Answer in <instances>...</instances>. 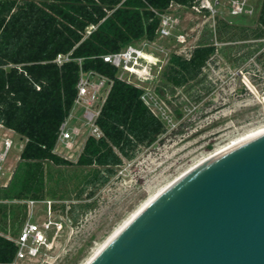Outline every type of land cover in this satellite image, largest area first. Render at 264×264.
<instances>
[{"label": "rangeland", "instance_id": "374dc122", "mask_svg": "<svg viewBox=\"0 0 264 264\" xmlns=\"http://www.w3.org/2000/svg\"><path fill=\"white\" fill-rule=\"evenodd\" d=\"M238 2L243 10L234 14ZM207 8H201V4ZM262 0H199V9L173 6L161 16L160 29L153 41L134 42L155 57L143 70L140 59L134 76L119 70V76L144 89V98L164 122L166 131L150 146L141 147L136 157L117 167V172L102 187L80 195L82 180L90 168H50L47 195L33 204L27 200L0 199L8 205L7 218L0 220V234L16 239L27 221L51 225L47 237L50 248L39 256L18 264H83L125 218L151 194L201 158L233 139L264 126V36L258 33V14ZM165 32V34L163 33ZM213 44L215 53L202 71L181 87L171 85L164 72L172 55L189 57L194 47ZM142 78H150L141 82ZM140 79V80H139ZM108 91L102 92L98 107ZM80 108L71 111L67 129L79 127L69 148L56 146L61 156L75 162L91 129L82 121ZM14 146L7 166L14 170L24 140L11 133ZM247 136V135H246ZM220 145V146H219ZM1 188V187H0ZM141 203V204H140ZM26 204V217L16 219ZM82 262V263H81Z\"/></svg>", "mask_w": 264, "mask_h": 264}, {"label": "trees", "instance_id": "16d2710c", "mask_svg": "<svg viewBox=\"0 0 264 264\" xmlns=\"http://www.w3.org/2000/svg\"><path fill=\"white\" fill-rule=\"evenodd\" d=\"M172 2L192 7L198 0H0V123L26 139L9 185L0 188V199H44L52 166L90 168L80 195L88 188L93 195L124 160H133L141 147L166 131L142 99L144 89L121 79L119 69L102 56L142 39L153 41ZM257 22L264 36V0ZM90 25L96 28L87 34ZM215 50L213 44H201L187 58L172 55L165 79L184 86ZM69 52L70 61H53ZM88 71L112 84L95 121L103 135H89L73 162L54 149L75 104L81 72ZM20 207V218L19 212H11L24 220L27 205ZM7 214L8 205L0 202V220ZM17 250L13 240L0 234V264L13 262Z\"/></svg>", "mask_w": 264, "mask_h": 264}, {"label": "water", "instance_id": "95a60500", "mask_svg": "<svg viewBox=\"0 0 264 264\" xmlns=\"http://www.w3.org/2000/svg\"><path fill=\"white\" fill-rule=\"evenodd\" d=\"M87 264H264V131L168 184Z\"/></svg>", "mask_w": 264, "mask_h": 264}, {"label": "built area", "instance_id": "2783aa9c", "mask_svg": "<svg viewBox=\"0 0 264 264\" xmlns=\"http://www.w3.org/2000/svg\"><path fill=\"white\" fill-rule=\"evenodd\" d=\"M198 5H199V0L198 3L193 5L192 7L199 9L197 7ZM173 6H182V5L172 2L168 10ZM200 7L207 8V5L202 3ZM242 10H243V6L240 3L236 2L234 4L233 13L236 14L241 12ZM95 28H96L95 25H90L87 28V34H89L91 30ZM163 33L165 34V32ZM142 51L143 50L141 48L136 47L133 43L131 45H128L120 52L105 54L102 56V58L104 59V61L114 65L119 70L122 69L129 72L131 75L137 76L139 74L134 73L132 71V68L139 69V65L141 64L140 59H144L141 58L140 56ZM71 59H72L71 52H69L67 54H58L53 61L58 65H61L64 62L70 61ZM145 61L146 62L142 65L143 66L142 69L147 71L146 67H148L149 66L148 63L150 64L151 62L148 59H145ZM149 79L150 78H144V79L142 78V80L140 79L139 80L141 82H144ZM111 84L112 81L107 77L95 71H88V72H81L80 80L77 85L78 94L75 99V104L79 105L82 110L81 118L82 121L86 124V126L91 129L90 135H93L96 138H99L100 136L103 135L102 131L96 125L95 121L97 116L99 115L101 106L107 94L102 99V103L99 107H98V102L102 97V92L106 90V86H108V91H109ZM132 84L140 87V85L137 83H132ZM141 97L145 101L144 94ZM11 133L12 132L10 131V129H8L7 127H5L3 124L0 123V187H7L9 185L16 169L15 168L14 170H11V167L7 166L8 157L14 146V141ZM75 133L78 134L77 129L75 128L67 129V122H64L60 128L58 141L61 140L65 141V145L67 147H70L71 143L68 140H70L72 138V135H74ZM34 202L35 200H27V203L29 204H33ZM53 224L56 225L59 229L61 228L60 224H58L57 222H53L51 220H47L42 223H35L32 221L25 222L22 228L20 229L18 237L16 239L10 238L15 242V244L18 247L16 257L13 260V262H11L10 264H18V262L22 260L35 259L37 256L40 255L41 250L44 247L50 248V241L48 240L47 232L48 229H50L51 225Z\"/></svg>", "mask_w": 264, "mask_h": 264}, {"label": "bare ground", "instance_id": "6f19581e", "mask_svg": "<svg viewBox=\"0 0 264 264\" xmlns=\"http://www.w3.org/2000/svg\"><path fill=\"white\" fill-rule=\"evenodd\" d=\"M141 58H144V59H148L150 62L154 63V60H155V57L152 56V55H149L147 54L145 51H142L141 54H140ZM132 71L134 73H141L142 71L139 70V69H136V68H132ZM264 131V126H261V127H258L256 129H253L251 130L250 132L244 134V135H241L235 139H233L231 142L225 144V145H222L218 148H216L215 150L209 152L207 155H205L203 158H201L196 164H193L191 166L194 167L195 165L207 160L208 158L214 156L215 154H218L219 152H221L222 150L226 149L227 147H229L230 145H232L233 143H236L238 141H241L245 138H248L250 136H253L255 134H258L260 132ZM247 135V136H246ZM191 168H188L187 170L183 171L180 173L179 176H177L175 179L167 182L165 185H163L162 187L158 188L157 191H155L153 194H151L144 202H142V204L128 217V218H125V220H123V222L117 226L113 232H111V234L102 242L100 243L97 247L94 248L92 254L86 259V261H84L83 264H87L97 253L98 251L110 240V238L129 220L131 219L146 203H148L154 196H156L161 190H163L168 184L172 183L173 181H175L177 178H179L181 175H183L185 172H187L189 169ZM82 263V262H81Z\"/></svg>", "mask_w": 264, "mask_h": 264}, {"label": "crops", "instance_id": "0c3cea01", "mask_svg": "<svg viewBox=\"0 0 264 264\" xmlns=\"http://www.w3.org/2000/svg\"><path fill=\"white\" fill-rule=\"evenodd\" d=\"M80 108V106L79 105H76V104H74V106H73V108H72V110L73 109H75V108ZM81 109V108H80ZM71 110V111H72ZM81 112H82V110H81ZM79 116H81V113L80 114H78V118H79ZM73 119V116H72V114H71V112H70V115H69V117L66 119V121L65 122H67V124L71 121ZM72 128H75V129H77V131H79L80 132V128L79 127H76V126H73ZM9 129V128H8ZM10 131L12 132V133H16V132H14L13 130H11L10 129ZM75 132H76V130H75ZM77 136L78 134H74V136ZM21 136V135H20ZM88 137V136H87ZM87 137H85V139H84V142H83V145H82V147H80V151H79V154L81 153V151H82V149H83V146H84V143H85V141H86V138ZM21 138L24 140V143H25V138L24 137H22L21 136ZM69 141V140H68ZM70 143H71V145H73V142H71V141H69ZM60 144H65V141H57V144H56V146H58V145H60ZM24 146V145H23ZM56 146H55V149H54V151L57 153V154H59L60 152H57V150H56ZM67 147V146H66ZM23 148V147H22ZM69 148V147H68ZM59 155H61V154H59Z\"/></svg>", "mask_w": 264, "mask_h": 264}]
</instances>
